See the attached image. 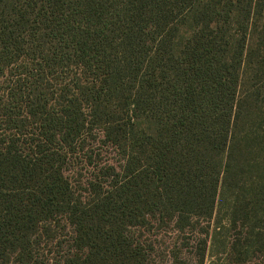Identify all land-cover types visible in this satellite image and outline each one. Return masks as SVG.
<instances>
[{
	"label": "trees",
	"instance_id": "trees-1",
	"mask_svg": "<svg viewBox=\"0 0 264 264\" xmlns=\"http://www.w3.org/2000/svg\"><path fill=\"white\" fill-rule=\"evenodd\" d=\"M86 141L119 160L79 192ZM203 222L200 264L264 263V0H0V264Z\"/></svg>",
	"mask_w": 264,
	"mask_h": 264
},
{
	"label": "rangeland",
	"instance_id": "rangeland-1",
	"mask_svg": "<svg viewBox=\"0 0 264 264\" xmlns=\"http://www.w3.org/2000/svg\"><path fill=\"white\" fill-rule=\"evenodd\" d=\"M86 142L87 151L84 149V152L69 164L71 171L66 173L70 183L79 192H83L86 183L93 182L95 177H98V180L104 178V168L107 164L115 165L119 160L113 148L100 142ZM206 226L207 223L203 222L201 226L177 231L170 225L158 227L154 224L148 233L144 231L140 236L142 247L149 255L148 264H200V243L213 233L212 229ZM259 259L254 261L255 264H264ZM213 261H216L215 257L212 261L205 258L201 264H216Z\"/></svg>",
	"mask_w": 264,
	"mask_h": 264
}]
</instances>
